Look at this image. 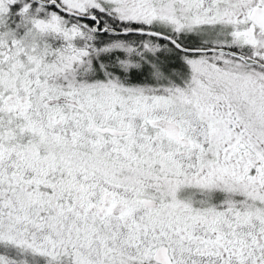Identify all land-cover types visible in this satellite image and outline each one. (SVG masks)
<instances>
[{
  "label": "snow or ice",
  "instance_id": "snow-or-ice-1",
  "mask_svg": "<svg viewBox=\"0 0 264 264\" xmlns=\"http://www.w3.org/2000/svg\"><path fill=\"white\" fill-rule=\"evenodd\" d=\"M0 264H264V0H0Z\"/></svg>",
  "mask_w": 264,
  "mask_h": 264
}]
</instances>
